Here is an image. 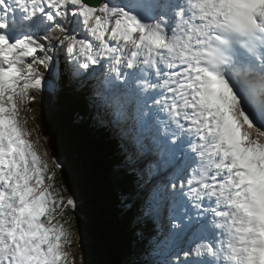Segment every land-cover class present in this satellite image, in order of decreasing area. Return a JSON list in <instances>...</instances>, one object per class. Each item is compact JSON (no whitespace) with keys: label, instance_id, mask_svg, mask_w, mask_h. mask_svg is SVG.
Returning a JSON list of instances; mask_svg holds the SVG:
<instances>
[{"label":"snow or ice","instance_id":"obj_1","mask_svg":"<svg viewBox=\"0 0 264 264\" xmlns=\"http://www.w3.org/2000/svg\"><path fill=\"white\" fill-rule=\"evenodd\" d=\"M58 63L147 176L122 205L150 264H264V0H0V264L72 255L25 115Z\"/></svg>","mask_w":264,"mask_h":264},{"label":"trees","instance_id":"obj_2","mask_svg":"<svg viewBox=\"0 0 264 264\" xmlns=\"http://www.w3.org/2000/svg\"><path fill=\"white\" fill-rule=\"evenodd\" d=\"M48 81L52 84V89L45 86L37 101L31 105L32 111H29V115L35 123V130L44 139L49 157L50 155L63 156V154L70 156L75 151L82 158L78 161L75 158L71 159L76 160L79 166H82V171L88 165H90L89 168L91 169L92 162L94 163L92 169L97 170L98 167L100 168L99 172L103 174V177L101 176L97 180L105 182V188L104 186L99 187L102 190L101 194H103L104 200L107 202L100 205V211H107L108 207L109 210L115 213L107 215L109 217L108 223H110L109 226L105 225L107 228H101V230L91 229V233L93 237L99 241H103L96 242L101 248V254L104 251H107L108 254L109 251L111 254L110 259L115 264H120L119 261L121 259H126L125 264H129L128 261L138 259L136 255V252L138 254V250L131 247V242L135 243L139 241L134 235L135 232L131 231V229L135 231L134 227L130 226L127 221L131 219V212L127 209L130 216H125L122 213V211L125 212L124 208H120L121 211H119V206L122 204V198L125 199V197L129 196L134 198L140 193V190L135 186L137 183V177L134 176L135 170L132 167L126 168L124 166L125 158L124 154H121L118 139L111 134L110 143H108L106 136L110 132L101 126L94 125V120L98 119L97 115L94 114L93 108L87 102V98L81 90L68 83L65 68L58 63L53 73L48 77ZM46 108L49 109L50 115L43 111ZM48 123L52 125L50 126ZM47 124L49 126L46 129ZM90 169H87V175L93 171H90ZM111 170L114 171V175H112ZM89 179L88 177L85 182L88 183ZM66 180L73 186L76 192L81 194L82 203H85L88 196L80 186L76 185L78 182ZM59 182V177L55 174L54 183L58 187H61ZM115 192L118 194L117 200ZM82 205L83 207L79 208V214H76L77 210L74 214L76 228H78V223L81 224V219L91 213V209L87 207L89 206L88 203ZM138 227L142 228L145 236L153 233V228L149 224L148 230H145V225L137 226L136 230ZM115 234L117 235V240L116 242H111ZM140 261L139 259L138 262ZM145 264H150V260H146Z\"/></svg>","mask_w":264,"mask_h":264},{"label":"rangeland","instance_id":"obj_3","mask_svg":"<svg viewBox=\"0 0 264 264\" xmlns=\"http://www.w3.org/2000/svg\"><path fill=\"white\" fill-rule=\"evenodd\" d=\"M66 70V69H65ZM49 85H51V87H49ZM46 87H48L49 89H52V84L49 83L48 79L46 81ZM46 114L50 115V111L48 108L44 109L43 110ZM30 112H26L25 115L27 116V119H28V128L31 132V139L36 142L37 146H38V149L40 151V154L42 155V157L47 161L48 165H49V169L51 172H54L55 174L58 175L59 177V184L60 186H67L72 192H74L73 188L71 187V184L66 180L68 178L65 179V177L63 175H61V171H59V168L56 167V159L55 158H58V155H56L55 157H52L50 155L49 157V153H48V150H47V147L45 145V142H44V139L36 132L35 130V123L34 121L31 119L30 115H29ZM95 114V113H94ZM53 115V114H52ZM98 117V116H97ZM99 118V117H98ZM98 120V119H97ZM97 120H94V125L96 126H100L98 123H97ZM50 124V123H48ZM47 124V126L45 127L47 129V127L49 126ZM52 124H50L51 126ZM39 132H41V130H39ZM110 134V136H109ZM110 137H111V133H108V135L106 136V140L108 141V143H110ZM105 140V141H106ZM45 151L47 152V155H44ZM104 151V150H102ZM115 153V152H114ZM117 156V154H116ZM70 158H75L77 161L82 158L78 153H75V151L72 153V155H70ZM86 164V163H85ZM94 166V163L92 162L91 163V169L89 168L90 165L85 166V176L86 177H89L90 181H88V184L91 185V188H90V192L92 194H94L96 196V203L95 204H98V198H99V193L101 194L102 190L100 189V187H103L105 188V182L103 180H97V178H100L101 176L103 177V174H101L99 171H100V168L98 167V169L95 171L94 169H92ZM87 169H90L93 170L89 175L86 174L87 172ZM119 171V169H117ZM117 170H115V172H117ZM138 171V170H137ZM112 172V175H114V171L111 170ZM69 180V179H68ZM74 181L78 182V184H76L77 186H80V183L79 181L77 180V178H74L73 179ZM64 182V183H63ZM63 183V184H62ZM91 183V184H90ZM100 186V187H99ZM81 187V186H80ZM82 188V187H81ZM103 189V188H102ZM118 190V189H117ZM119 191V190H118ZM144 190H142V193H143ZM103 196V194H101ZM115 195H116V200L118 198V194L117 192H115ZM135 195V193H134ZM124 198H122L123 200ZM122 203V201H121ZM123 205L120 204L119 206V211H121ZM95 208H97V206H95ZM121 208V209H120ZM124 208V207H123ZM118 210V209H117ZM125 212L122 211V213L125 215V216H130L128 215V211L126 208L123 209ZM71 214V213H70ZM96 213H95V216H94V219L91 220L89 218H84L83 222H84V225H85V235L84 236H81L80 238L78 237L77 238V233L75 232V228L73 227V223L75 224L74 222V219H72L73 216H69V219L71 220V224H70V231L72 233V247L69 249L70 253L72 255L69 256V264H73V256H74V264H115V262L111 261V254L109 253L108 251V254H107V251L103 252L101 254V248L99 247V244H96V242L93 241V238H92V233H91V227L92 225L94 226H97L96 224H93L92 221H95V218H96ZM131 217H132V213H131ZM97 219L100 220V221H105L106 220V217L104 215V213H100L99 215H97ZM128 219V218H127ZM128 221V224L132 227H134V230L136 231V225H133L132 224V221L131 219L130 220H127ZM98 223V222H97ZM148 224L153 228L151 222H148L146 225H145V230H148ZM76 225V224H75ZM98 229L101 230V226L99 225L98 223V226H97ZM96 228V229H97ZM151 228V229H152ZM132 232H135L131 229ZM90 234H89V233ZM86 242H80L82 240H84ZM138 239V238H137ZM139 242H131V247L135 250H138V254L136 252V255L138 256V259H134V260H130V259H127V260H130V261H137L140 259L141 261L138 262V264H145L146 263V260H150L152 258H149L148 257V252H146L144 250L145 248V245L143 242H141L139 239H138ZM79 244V248L78 250L76 249V245ZM100 252V254H98ZM124 258H126L124 256ZM85 259V262L82 263V261ZM122 260V262H121ZM119 262L120 264H125L126 263V259H121ZM77 262V263H76ZM113 262V263H112ZM118 262V263H119ZM129 263V261H128Z\"/></svg>","mask_w":264,"mask_h":264},{"label":"water","instance_id":"obj_4","mask_svg":"<svg viewBox=\"0 0 264 264\" xmlns=\"http://www.w3.org/2000/svg\"><path fill=\"white\" fill-rule=\"evenodd\" d=\"M64 156V157H63ZM63 156H58V159L59 161L61 162L62 164V171L60 170L59 168V171H61V174L65 177V178H68L69 180H73L74 178H77V180L79 181L80 183V186L82 187V189L84 190L85 194L88 196V199L85 200V203H82V196L81 194H79L78 192H76L74 189V192L76 193V197H77V201H78V207H77V215L79 214V208L80 207H83L82 204H89V206H87L89 209H91V213L88 215V216H85L86 218H89L91 220L94 219V216H95V213L97 215H99L100 213H104L105 217H106V220L105 221H100L97 219V215H96V218H95V221H92L93 224H96L98 226V223L99 225L102 227V228H107L106 226H109L110 223L109 222V217L107 215H110L111 213H115L114 211H111L109 210V208L107 207L108 210L107 211H100V205L102 203H107L103 196L99 193V198H98V204H95L96 203V196L94 194H92L90 192V188L91 186L86 183L85 181L87 180L88 177L85 176V170L82 171L81 170V167L82 166H79V164L77 163L76 160H73L70 158V156L68 154H63ZM52 157H55V156H52ZM82 165V164H81ZM91 184V183H90ZM71 187L73 188V186L71 185ZM80 204V205H79ZM95 206H97V208H95ZM71 211L69 210V215L73 216L72 219H74V215L71 213ZM84 218L81 219L80 223H78V228L75 227V224H76V221L74 219V222L75 224L73 223V227L75 228V232L77 233V238L81 237V236H84L85 235V225H84V222H83ZM98 222V223H97ZM106 225V226H105ZM97 226H94L92 225L91 229H96ZM98 229V228H97ZM111 233V232H109ZM93 241L94 242H103V241H99L98 239H96L95 237H93ZM117 240V235L115 234L114 236V239L111 240V242H116ZM87 241V240H86ZM85 239L80 241V242H86ZM98 244V243H96ZM79 248V244L76 245V249L78 250ZM85 262V259L82 261V263ZM77 263V262H76ZM113 263V262H112Z\"/></svg>","mask_w":264,"mask_h":264},{"label":"bare ground","instance_id":"obj_5","mask_svg":"<svg viewBox=\"0 0 264 264\" xmlns=\"http://www.w3.org/2000/svg\"><path fill=\"white\" fill-rule=\"evenodd\" d=\"M33 113V112H32ZM120 151H121V149H120ZM121 153V152H120ZM121 154H124V153H121ZM124 156V158H125V155H123ZM135 177H137V183L135 184V186L137 187V189H139L140 190V193L139 194H142V190H145V189H141V188H139L138 187V185H140V184H143L144 183V181L147 179V176L146 175H144V176H141L140 174H139V172L137 171V170H135V175H134ZM153 230V229H152ZM142 242V241H141ZM148 257L149 258H152L151 257V255L148 253Z\"/></svg>","mask_w":264,"mask_h":264}]
</instances>
